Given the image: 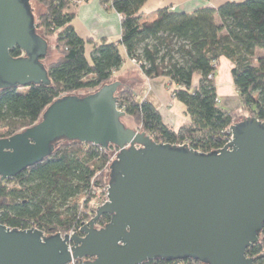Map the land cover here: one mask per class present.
Here are the masks:
<instances>
[{"label": "water", "instance_id": "95a60500", "mask_svg": "<svg viewBox=\"0 0 264 264\" xmlns=\"http://www.w3.org/2000/svg\"><path fill=\"white\" fill-rule=\"evenodd\" d=\"M43 11L36 0H0V89L49 84L43 59L50 46L34 22ZM15 47L22 56L10 54ZM124 81L118 76L93 92L62 96L32 126L0 138V180L42 162L63 142L117 149L108 164L107 200L77 233L47 235L0 222V264L184 257L253 264L246 249L264 222V122L239 116L229 127L230 141L209 153L187 143H158L118 108L116 92ZM104 213L110 219L97 228Z\"/></svg>", "mask_w": 264, "mask_h": 264}, {"label": "trees", "instance_id": "16d2710c", "mask_svg": "<svg viewBox=\"0 0 264 264\" xmlns=\"http://www.w3.org/2000/svg\"><path fill=\"white\" fill-rule=\"evenodd\" d=\"M38 1L44 11L35 27L45 38L55 36L57 58L45 64L49 84L0 89V138L32 126L56 99L90 93L116 80L125 59L134 60L145 77L163 76L177 85L171 94L184 105L188 119L176 128L163 121L152 101L136 98L139 80L121 82L116 92L118 108L158 143H187L209 153L224 145L226 130L239 114L264 122V54H256L264 51V0H226L189 12L168 4L158 8L152 20L141 17L148 0H101L121 15L119 40L84 38L75 31L72 20L79 4L87 0ZM10 54L20 57L23 52L15 47ZM222 57L232 63L241 113L218 105L215 76ZM116 150L113 145L106 152L76 141L56 145L42 162L0 180V222L12 229L37 228L47 235L77 233L95 213L87 205L94 188L108 181L109 155ZM109 219L104 213L95 226L100 228ZM246 255L253 264H264V222ZM141 264L207 263L184 257Z\"/></svg>", "mask_w": 264, "mask_h": 264}, {"label": "crops", "instance_id": "0c3cea01", "mask_svg": "<svg viewBox=\"0 0 264 264\" xmlns=\"http://www.w3.org/2000/svg\"><path fill=\"white\" fill-rule=\"evenodd\" d=\"M168 4L172 5V9L185 12L192 11L197 7L204 5L213 6L210 3V0H149L143 7L144 10H142L141 12V17L145 18L144 16L148 14L152 15L158 8L166 6ZM150 5H153L152 8ZM148 6L150 7L147 8ZM146 10H148L149 12L147 13ZM120 19L121 15L116 13L113 9L107 7L105 4L101 3V0H87L79 4L76 15L72 20V25L75 31L84 38L91 37L97 40L99 38L105 37L110 40H119ZM222 58H220L218 62V69L215 76L217 96L219 98L229 95L232 91L231 87H234L232 75L229 74V72H231L232 63L227 59L222 60ZM129 62L132 64L131 61ZM132 65L135 66L134 64ZM135 69V73L122 71L118 73V76L125 77L124 83L132 80L144 81L148 84L152 82L153 78L145 77L144 74L136 66ZM195 80L196 79L194 78L193 82ZM167 83H169V81ZM151 92L158 100V91L155 89L153 90V87H151ZM143 98H147V96H144ZM165 107L166 106H164L163 109L157 108L161 114L163 121L174 127H178L176 126L177 118L173 116V114ZM183 113L184 121H186L188 116L184 111Z\"/></svg>", "mask_w": 264, "mask_h": 264}, {"label": "rangeland", "instance_id": "374dc122", "mask_svg": "<svg viewBox=\"0 0 264 264\" xmlns=\"http://www.w3.org/2000/svg\"><path fill=\"white\" fill-rule=\"evenodd\" d=\"M36 1L39 4H41L38 0H36ZM224 1H226V0H210V3L213 6H218L219 4H221ZM236 1H239V0H236ZM150 6L152 8L153 5H150ZM150 6H148L147 8H149ZM146 12L148 13L149 11L146 10ZM39 15L35 17L36 20L39 17ZM144 17H145L144 19H146V20H152L154 18V13L152 15H149L148 14V15H146ZM217 20H219V19H217ZM46 42L50 46V53L47 54L44 57V59H43L44 64H48V63L54 61L57 58V52H56L55 47H54V45H55V36L48 37L46 39ZM89 50H90V46L87 44L86 45V55H87L88 59H90L89 58ZM120 50H121L122 54L125 56L124 51H123V49L121 47H120ZM261 53L264 54V51L261 50V51L257 52L256 54H261ZM225 59H227V58H225V57L222 58V60H225ZM122 71H128V73H130V72L135 73L136 72V69H135V66H133L129 62L128 59H125V61L123 62V64L120 67L119 72H122ZM229 74H231V72H229ZM167 82H168L167 78L166 77H163V76L157 77V78H153V80H152V82L150 84L145 83L144 81H140V83L136 87L135 91H136L138 100H141L144 96H147V98L150 101H152L153 104L157 108L163 109V107L166 106L165 108L168 109L173 114V116H175L177 118L176 126H179L183 122H185L184 121V113H183V111H184V105L179 100H177L176 98H174V96L171 94V91L177 85L174 84V83H171L170 84V83H167ZM151 87H153V90L155 89V90L158 91V94H159L158 95V100L154 97L155 95L152 94ZM231 90L232 91H231V93L229 95L222 96V97L219 98L218 105L220 107L224 108V109L234 110V111L239 112L240 106H241L240 99H239V97H238V95H237V93H236V91H235V89H234L233 86L231 87ZM239 113H241V112H239ZM239 115L242 116V115H248V114L247 113H241ZM124 118L127 119L128 121H130L131 124H132V126L137 129V126L135 125V123L132 120V118H130L127 115L124 116ZM172 127H174V126H172ZM174 128H176V127H174ZM112 154H114V153H112ZM82 199H81V197H79L78 201L81 202V201H83ZM89 203H90V201H89ZM87 207L89 208L90 205H87Z\"/></svg>", "mask_w": 264, "mask_h": 264}, {"label": "built area", "instance_id": "2783aa9c", "mask_svg": "<svg viewBox=\"0 0 264 264\" xmlns=\"http://www.w3.org/2000/svg\"><path fill=\"white\" fill-rule=\"evenodd\" d=\"M132 62L135 63L134 60H132ZM230 139H231V132H230V130L228 128L226 130V141H225L224 144H226L228 141H230ZM180 144H183V143H180ZM100 149L105 151L102 147H100ZM113 153L115 154V152H113ZM114 154L110 155L109 163L114 158ZM107 186H108V183H105L102 187L94 188L93 197H92V199L90 200V203H89V205H90L89 209H90V211L92 213L95 212L97 206L103 204L107 200ZM87 221L88 220H86L84 223H86ZM70 233H72V232H70ZM68 264H80L79 263V259H72Z\"/></svg>", "mask_w": 264, "mask_h": 264}]
</instances>
